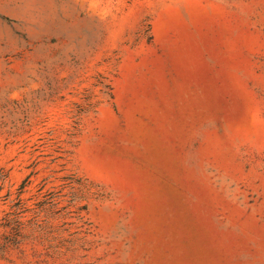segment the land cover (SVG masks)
<instances>
[{"label": "rangeland", "instance_id": "rangeland-1", "mask_svg": "<svg viewBox=\"0 0 264 264\" xmlns=\"http://www.w3.org/2000/svg\"><path fill=\"white\" fill-rule=\"evenodd\" d=\"M0 264H264V0H0Z\"/></svg>", "mask_w": 264, "mask_h": 264}]
</instances>
